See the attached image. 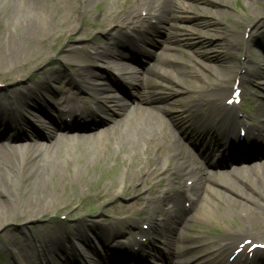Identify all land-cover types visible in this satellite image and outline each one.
<instances>
[{"label": "bare ground", "instance_id": "obj_1", "mask_svg": "<svg viewBox=\"0 0 264 264\" xmlns=\"http://www.w3.org/2000/svg\"><path fill=\"white\" fill-rule=\"evenodd\" d=\"M38 1L15 0L14 7L18 6V3L36 12L40 6ZM63 1L66 5L74 4L77 18H83L91 4L102 1L105 5L111 6L109 0ZM213 3H223V0L205 3H199V0H188V2L123 0L117 9L107 13L102 8L100 21L109 32L105 44L91 43L93 47L90 45L89 48L71 47L68 50L69 54H62L61 59L76 64L73 71L47 69L41 75L40 82L35 79L33 80L35 82L32 81V87L23 86L22 90L9 91L8 99L2 100L0 96V143L10 144L7 147L0 145L2 169L0 231L5 228L9 219L14 217L6 202L16 203V213L22 215L24 219L33 221L43 216L42 214L55 216L58 210L67 205V200L80 196L82 183L93 191L89 196V203H97L104 196L120 197L122 185L130 186L131 181L136 177L147 185L144 192L139 193L130 205L113 203L107 206L109 218L105 222L83 223V216L79 214V220L82 221L73 228L68 223L61 222L53 227L50 224L37 229L30 235L34 244L23 243L24 237L28 236V232L23 229L20 230V238L13 236L9 230H4L0 233L4 245L13 246L19 251L13 253L12 264L32 263L44 259L47 254L59 249L62 251L71 247L70 250L72 246L74 247V241L85 243L89 252L98 253L90 241L92 235H95L106 247V256L102 263L147 264L144 255L135 257L112 245V239L124 233L123 228L138 227L140 219L147 222L155 234L160 231L166 232L164 238L168 248L166 251L161 250L154 242L145 243L146 256L156 257L161 264H264V258L257 263L254 257L249 259V253L246 251L249 244L264 243L262 231L264 230V162L259 165L254 164L252 168L246 167L245 170L235 168L236 170L226 174L227 176L220 175V178L203 169L198 163L200 155L204 152V145L199 144L196 136L210 135L217 127L231 119L238 121L236 105L228 102L234 92V81H238V89L244 81L254 82L264 78V57L252 60L253 56L250 50L246 49L243 33L239 40H231L228 51L234 55L239 48L242 50L245 48V55L247 53L248 55L245 56L244 61L224 63L225 60L219 56V53V55L217 53L210 55L206 53L207 51L196 50L198 45L203 44L201 40L205 35L202 29L211 26V22L199 17L213 13ZM8 5L7 0H0V9L5 8L7 12H13L12 7ZM192 13L197 16H192ZM68 17V20L72 19V16ZM177 18L193 22L194 29L186 25L178 26L175 23ZM18 22L16 27L22 32L20 31L19 34L18 30L11 38L6 37L1 44L0 60L5 66L0 71V81L10 79L14 75L20 77L22 71L18 67L24 61L45 59L40 54L43 49L40 42L45 39L47 32L29 21ZM73 22L74 20L66 27L69 32L76 30ZM156 29H164L167 36H173L176 40L178 36L187 40H179L180 43L172 45L164 44L163 41L158 43L160 46L162 44L159 60V55L156 58V53L147 47L154 43L151 40V33ZM194 35L201 36L202 39L198 38L199 42L193 41ZM236 35L237 33L233 32L229 38L235 39ZM259 35L257 38H260ZM132 40L133 49L144 54L147 59L144 71L139 72L134 69L128 61L129 53L120 47L121 44L127 45V42L131 43ZM255 43L258 44L257 41ZM179 44L197 52V56L207 63L219 62L224 67L223 72L219 75L215 74L214 81H207V88L199 85L198 89H193V82L187 78L202 79V75L198 74L195 67L180 70L183 65L187 67L189 65L174 54ZM263 46L264 41L261 43L262 48ZM164 51L170 53L167 55ZM92 58L101 62L109 60L113 65L112 68L125 76V89L137 92L135 95L124 93L130 103H119L116 95H108L103 102L108 100L107 102L113 104L114 109L98 107L94 113L87 107H81L79 104L81 94L92 83L101 84V80H108L109 84H101L98 89L101 91L100 95L104 97L105 94L117 91L113 85H110L113 80L106 71L88 65L87 62H91ZM190 58L195 62L196 67L204 66L202 64L204 61L195 60L192 56ZM159 61L164 62L165 65L160 67ZM250 63H254L255 68L250 69L248 67ZM237 67L241 71L238 72ZM155 75L159 76V80L152 83ZM65 79L67 86L60 84ZM190 90L196 91L197 95L189 96L187 99L180 97L181 93ZM201 91H205L203 94L205 96L198 94H201ZM56 94L60 95L59 98L55 97V101L59 103L61 110L57 105L55 109L46 108L43 103L45 96ZM98 102H101L100 99L97 100ZM79 106L81 107L79 109H82L78 115L82 119V123L79 124H64L56 128L44 120L37 119L36 112L50 116L48 111L70 112L74 107ZM153 110H157L158 114H153ZM216 115L221 118L216 119ZM166 120L171 122V127L166 125ZM243 123L246 121L243 120ZM98 126H101V129L86 131ZM26 127L38 137V142L28 145L20 143L26 135ZM249 132L255 136L258 144L261 143L264 147V126H252ZM182 141L194 148L199 147L201 153H194L189 146H183ZM245 149L244 151L240 149V153L243 154H231L230 158L257 157L262 151V148ZM128 156L131 159L128 162L124 161L123 157ZM109 158L114 161L112 174H108L109 170L100 162V159L109 160ZM117 161L124 165L126 171L128 169L135 171L130 178L123 174L122 184L115 189ZM71 162L75 164L74 168L69 165ZM205 163L211 170L210 164ZM62 169L64 173L61 172ZM91 170L108 175L110 185L105 195L87 176L86 173H91ZM165 173L168 174L164 175ZM152 177L158 178L152 181ZM59 184L65 186V189L60 191ZM221 190L235 193L250 205L240 206L239 202L229 198ZM215 198L218 200L225 198L227 202L225 200L224 202L236 209L237 214L234 216L238 224L235 223L236 227L226 225L209 239H202L198 234L191 237L188 232L191 225L196 223L209 225L216 208ZM185 202H189V206H185L183 204ZM142 203H144L143 207ZM221 217L226 216L221 213ZM261 226L262 228H259ZM176 231L183 232L180 246L177 245ZM138 233L140 238L146 236L144 230H138ZM245 242L248 244H244ZM66 243L68 245L65 246ZM240 244L244 245L236 252ZM142 246L144 245L141 244L140 249ZM257 251L258 249L255 248L251 253L254 255ZM76 252V255H65V251L64 264H76L74 260L84 258L82 253ZM87 259L89 260L90 256Z\"/></svg>", "mask_w": 264, "mask_h": 264}, {"label": "rangeland", "instance_id": "obj_2", "mask_svg": "<svg viewBox=\"0 0 264 264\" xmlns=\"http://www.w3.org/2000/svg\"><path fill=\"white\" fill-rule=\"evenodd\" d=\"M9 2L8 6H11L13 9V12H7L5 8L0 9V49L1 44L5 41L6 37H12L15 32H17L19 29L16 27V24H19V20H22L23 22L29 21L32 24L38 26L43 31L47 32V35H45V39L41 41V45H43V49L40 52L42 57H45V59L42 60H30V61H24L22 62L21 66L18 67L20 71H22V74L20 77H15L14 75L10 79H6L5 81H0V96L3 98L8 99V92L9 91H16L17 89H21L23 86H33L32 81L35 79L38 82L41 81V75L46 72L47 69H58L60 71H67L71 72L74 70L75 65L70 64L66 60H62V54H69L68 50L71 47H80L84 46L85 48H89L90 45L93 47V44H105L108 40L109 32L106 31L107 28H104V24L100 21L101 19V9L104 8L105 13L111 11L112 9H117L119 7L120 3L123 0H109V5H105V2H98L95 4H91L87 8V13L83 18H77L76 9L73 3H67V5L64 3L63 0H39L40 6L36 10V12L30 11L26 5H19L14 7L16 5L15 0H7ZM183 2H188V0H178ZM209 1H215V0H199V3H205ZM77 2V1H76ZM74 7V8H73ZM213 13L201 16L203 20L206 19L209 22H211V26L208 29H202L204 33V38L202 39L201 36L197 37V35H194L193 41L197 40L198 38L202 39L201 42L203 44L198 45V52L207 51L206 53L210 55H214V53H219L218 55L224 59V63H229L231 61H244V58L248 53L245 55V48L238 49L235 51V54L232 55L230 51H228L229 44L231 43V40H239L241 38L242 33L244 34V39L246 40L245 46L246 49L248 48L251 52L252 60L255 61L257 58H263L264 57V46L261 47V43L264 41V0H223V3H213ZM199 15V14H198ZM71 18V20L67 19ZM192 16H197L193 15ZM191 16V17H192ZM73 24L76 25V30H73L72 32H69L66 27L71 25L70 22L73 21ZM237 20V21H235ZM93 23H95L93 25ZM175 23L179 25H186L194 29V26L192 25L193 22L191 21H182L181 19L177 18L175 19ZM21 29V28H20ZM78 30V31H77ZM164 30V29H163ZM161 29H156L153 33H151V40L154 42L150 45H147L148 48H150L154 54L156 55V58L159 54L162 53V44L161 46L158 44L161 41L164 42V44L172 45L180 43L179 40L186 41L185 37L178 36V39L176 40L173 36H167L165 33V30L163 31ZM19 34L22 32H20ZM237 33V35L234 38H229L231 33ZM250 36L248 37V35ZM260 34V35H259ZM260 36V38L257 36ZM203 36V35H202ZM255 41L258 42L255 43ZM132 42V41H131ZM260 42V43H259ZM124 44V43H123ZM215 44V45H214ZM122 45V44H121ZM120 47L123 50H126L130 58V64L136 69L137 71H144L146 67H144L145 62L147 59L145 58L144 54H142L139 51H136L133 49L130 43L127 42V45L124 44ZM213 45L215 46L213 49ZM166 46V45H165ZM93 50V49H92ZM94 51V50H93ZM132 53V55H131ZM165 54H169L170 51H164ZM197 53V52H196ZM195 51H190L187 47L184 45L179 44V47H176L174 54H176L179 58L184 59L189 67L183 65L180 70L184 71L183 68L192 69V67H195V70L199 72L198 74L202 75V79H197L195 77L187 78L188 80H191L194 84L193 89H198L199 85L204 86L207 88V81H214L215 80V74H220L223 72V66L219 64V62H212L207 63L203 59L199 58ZM190 56H192L195 60L204 61L202 64L204 66L202 68L196 67L195 62L191 61ZM161 56L159 55V60ZM1 59V58H0ZM92 59V62H87L88 65L92 64V67L94 69H106L108 70L112 75H114L118 79H126L123 74L113 70L112 64L108 61H96ZM154 60V58H152ZM151 60V59H150ZM108 62V63H107ZM86 63V64H87ZM109 65V66H108ZM158 65L160 67H163L165 64L164 62H158ZM205 65L208 67L206 68ZM5 64H3V61L0 60V71L1 69H4ZM238 66V65H237ZM191 67V68H190ZM250 69L255 68L254 63H250L248 66ZM171 69V68H170ZM237 71H241V69H238ZM159 80V76L155 75L154 79L152 80V83H155ZM123 81V80H122ZM35 82V81H33ZM60 84H67V80H63L60 82ZM60 84L58 86H60ZM57 86V87H58ZM240 89L242 90L241 95V102L238 104L239 109L238 113H241L239 116L240 120H246L251 121V125L255 124H261L260 122L264 121V78L260 80H255L254 82L244 81L241 85ZM133 95H135L137 92L135 90H131ZM205 91H201V94L199 95L205 96L203 94ZM197 92L194 90L187 91L186 93H181L180 97L187 99L189 96L197 95ZM86 94H88V97L83 99L84 105H91L93 104L91 101V90H86ZM48 96V95H47ZM52 97H49L50 100ZM253 101V102H252ZM53 104V102H52ZM248 110L247 113L243 116L241 110L242 109ZM240 111V112H239ZM153 114L157 115L158 111L153 110ZM249 119V120H248ZM169 121L166 120V125L169 126ZM26 134L29 136V132L26 131ZM24 144H33L36 142L35 140L29 139V137L24 136ZM21 142V141H20ZM22 144V142H21ZM0 145H7L5 143H0ZM124 161H129L131 157H123ZM101 163H104V165L107 167L108 174H112L113 167H114V161L109 158V160H102L100 159ZM144 160L142 159V165ZM72 168L75 167V164L73 162L69 163ZM253 166V165H252ZM116 167H118V170H116L117 174V183L116 188L118 189L120 185L122 184V176L128 175V178L134 173L135 170L128 169L126 171V168L123 164H119V162H116ZM245 166H239V169H244ZM112 170V171H111ZM2 171L0 167V172ZM92 171V170H91ZM106 171V168H105ZM61 172L64 173L63 169ZM86 173V171H83ZM107 172V171H106ZM232 171H223L225 175L230 173ZM136 173V172H135ZM87 176L90 178L91 183L96 184V186L99 188L100 192L105 195V192H107L110 181L108 178V175L97 173L96 171H92L91 173H86ZM168 173H165L164 175H167ZM216 177L220 178L221 173H216ZM224 175V176H225ZM227 176V175H226ZM154 177V176H153ZM152 177V181L158 178ZM186 177V176H185ZM184 177V179H185ZM130 180V179H129ZM134 181H131L130 186H124L122 185V191L121 196L117 198H104L97 202V203H89V196L92 194V190L87 187L86 185L81 184V192L80 196L78 197H72L71 199L67 200V205L64 206L63 209L58 210V212L54 215L52 214H42L43 216H40L36 218L35 220L31 221L29 219H24V217L20 214H17V204L16 203H7L6 206L8 209H10L14 217L12 216V219H9V222L6 224L5 228L0 231L2 233L4 230H9L13 236L19 237L21 235L20 230L23 229L25 232L27 231L28 236L24 237L23 243L28 244H34V240L31 234L34 233L37 229L48 226L51 224L53 225L58 223L66 222L68 223L72 228L75 227V225L82 221L79 220V214L83 216V223L90 224L91 222H94L97 224L98 221L105 222L108 220L109 216L107 215V209L106 207L113 204V203H119L123 205H130L135 198L139 195V193L144 192V189L147 185H145L143 182H141L137 177L133 179ZM83 185V186H82ZM58 189L60 191L65 189V186L62 184L58 185ZM222 191V190H221ZM223 194L226 196H229V198L236 200L239 202L240 206L241 204L250 205L248 202L244 201L241 197L237 196L235 193L231 191H222ZM18 196V195H17ZM225 198L223 200H218L217 198L214 199V202L216 204V208L214 210V213L212 215V218L209 221V225H205L203 223H196L190 226L188 232L189 235L196 236V234L200 235L202 239H209L211 236H214L215 234L219 233L226 225L230 224L232 227H236V224H238L237 219L235 218V214H237V211L235 208L229 206L227 203L224 202ZM226 201V200H225ZM79 202L81 203L79 205ZM227 202V201H226ZM144 206V203L141 205ZM234 212V213H233ZM221 213L225 214L226 217H221ZM233 213V214H232ZM8 216V215H7ZM6 216V217H7ZM90 220V221H88ZM230 221V222H229ZM233 222V223H232ZM236 223V224H235ZM148 225L145 224L144 220L138 221V227L134 228H123L126 236L130 235L131 232L134 233L137 230H151L148 229ZM259 228H262L259 227ZM263 235H264V230ZM20 238V237H19ZM160 242H157L156 244L160 247L163 246V239L160 237H157ZM92 244L94 245L96 243V237L92 236ZM99 243V242H98ZM77 243L76 245H78ZM67 245V243L65 244ZM79 247V245H78ZM19 251L14 249L13 246L6 247L4 243L2 242V238L0 237V264H12L13 263V253H18ZM264 258V248L262 250H259L256 254V257L254 259L255 262L260 263V261H263ZM43 264H47L43 262Z\"/></svg>", "mask_w": 264, "mask_h": 264}]
</instances>
